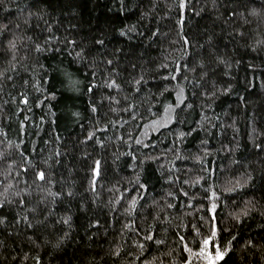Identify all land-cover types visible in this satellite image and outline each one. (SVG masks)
<instances>
[{"label":"clouds","instance_id":"obj_1","mask_svg":"<svg viewBox=\"0 0 264 264\" xmlns=\"http://www.w3.org/2000/svg\"><path fill=\"white\" fill-rule=\"evenodd\" d=\"M0 206V264H264V0H0Z\"/></svg>","mask_w":264,"mask_h":264},{"label":"trees","instance_id":"obj_2","mask_svg":"<svg viewBox=\"0 0 264 264\" xmlns=\"http://www.w3.org/2000/svg\"><path fill=\"white\" fill-rule=\"evenodd\" d=\"M181 23H184V21L182 20ZM162 75H164L165 79L167 78L166 77V70L162 71ZM259 76H260V74H257L256 77H252L254 87H258L259 86V83H260ZM173 99H174V95H173ZM20 100L23 103V102H26L27 98L22 96L20 98ZM154 111H158L160 113V116H159L158 119L157 118H152V119L146 121L143 125L140 126V127H142L143 131H145V132H147L150 128L154 129V127H153L154 124L161 122V120H163L166 117V113H165V110L163 109V107L154 108ZM33 112H34L35 117L37 119H39V117L42 115V113L40 112L39 108H34ZM24 114L25 113L23 112V109H21V112L18 113V115H21V116H23ZM108 127H109L108 125H105L103 128H98L97 132H96V136H98L100 138H103V135H104V133L107 132ZM118 127L123 128L122 125H119ZM159 128H161V126ZM161 130H162V128H161ZM76 131H79V126H77ZM60 133H61V128L60 127H56L54 135L59 136ZM87 134H88V130H87V126H85V131L83 133V136H87ZM141 134L142 133H138L137 134V138H139V135H141ZM198 134H199L198 132L194 133V136H198ZM73 135H75V132L73 133ZM83 136L81 138H83ZM157 136H158V132L152 130L151 132H149L147 134L145 142L147 143V141H149V140H154V139L157 138ZM46 138H47L46 135H44L43 139H46ZM91 139L92 138L89 137V141ZM89 141H85V143H88ZM171 142H172L171 138H169L168 140L162 141L161 142V147H165L166 148L168 146V144H170ZM210 143H212V142L210 141ZM193 145H194V142L192 140L185 141V146L186 147H193ZM153 147H155V145H153ZM82 159H84L85 161L87 160L86 157H84ZM98 159L99 158H97V163H94L92 165V168L95 169V171L92 170V172H91V177L93 178L92 179V188H93L94 191L98 187H101V185L97 184V181L100 179V177H99V163H98ZM125 159H130V158H125ZM161 159H162V157H161ZM174 163L178 164L180 162L179 161H175ZM184 163L185 164H189L188 161H185ZM206 163L208 164L209 167L212 168L213 172H215V169H216V166H217L216 163L211 158H208L206 160ZM148 167L151 168L152 173H155V168H154V166L152 165L151 162L148 163ZM22 171H26V169H22ZM161 183L162 182L157 177L156 180H155L154 185L149 187V188H147L146 190H152L154 195L161 194V192H160V184ZM202 183H203V181H202ZM129 191L132 192L133 194H135L134 189H129ZM207 195L210 196V193H208ZM121 198H123V196ZM174 198L176 200V203L172 207L175 210H179L181 203H183L184 201H186L188 199V197L185 195L184 191H179L178 194ZM105 199H107L106 196H105ZM143 199H144V197H141V200H143ZM188 206L191 207V204H189ZM54 208L56 210H59V208L57 206H55V205H54ZM0 214H6V215L9 216L10 219L15 217V213H4L2 206H0ZM135 214H136V211L134 209V215ZM209 215L213 218V224L215 226L218 223L216 221V219H215L216 212L215 211H211V212H209ZM82 220H83L82 214L78 215V216H74V221L77 224H80L82 222ZM102 221H104V222L111 221L114 224H118L119 217L113 219V217H109V216L105 215V216L102 217ZM133 223L136 225L137 229L139 230L138 222L134 220ZM94 227H99V225H94ZM155 234H156L155 229H153L152 235H155ZM189 234H191L190 230H189ZM208 237H210V236H208ZM208 237H205V238H208ZM203 241L204 240L198 241V242L189 243L186 239L184 240L183 257H184V261L186 262V264H207V260L204 258L206 253L207 252H214V249L218 247V244L214 243L212 239L209 240V243L207 245H204ZM201 248L205 249V253H201V251H200ZM189 250H191V251H189ZM40 259H41V257H39V256L36 257L37 264H39Z\"/></svg>","mask_w":264,"mask_h":264},{"label":"snow or ice","instance_id":"obj_3","mask_svg":"<svg viewBox=\"0 0 264 264\" xmlns=\"http://www.w3.org/2000/svg\"><path fill=\"white\" fill-rule=\"evenodd\" d=\"M93 171H95V169H93ZM38 176H43V173H37ZM211 239V237L205 238L203 241L204 245H207L209 243V240ZM191 251V250H189ZM201 253H205V249L201 248L200 249ZM221 253L219 252L218 249H216L215 252H207L205 255V259L207 260L208 264H216V261L220 258ZM186 264V262H185Z\"/></svg>","mask_w":264,"mask_h":264},{"label":"rangeland","instance_id":"obj_4","mask_svg":"<svg viewBox=\"0 0 264 264\" xmlns=\"http://www.w3.org/2000/svg\"><path fill=\"white\" fill-rule=\"evenodd\" d=\"M164 120V119H163ZM163 120H161V122H159V123H156V124H154V128H159L161 125H162V122H163ZM153 129L152 128H150L148 131H147V134L149 133V132H151ZM207 264H208V262H207Z\"/></svg>","mask_w":264,"mask_h":264}]
</instances>
